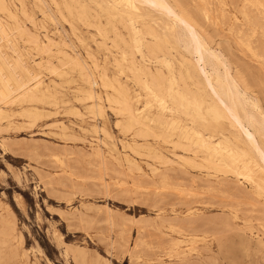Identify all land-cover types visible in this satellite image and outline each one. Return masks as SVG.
Wrapping results in <instances>:
<instances>
[{"label": "rangeland", "instance_id": "374dc122", "mask_svg": "<svg viewBox=\"0 0 264 264\" xmlns=\"http://www.w3.org/2000/svg\"><path fill=\"white\" fill-rule=\"evenodd\" d=\"M2 2L6 71L38 77L53 97L0 105V264H264V170L230 120L212 117L214 101L180 41L182 27L120 0ZM168 2L221 50L260 110L247 109L261 118L264 34L255 11L248 8L245 20V0H227L228 20L214 28L202 14L205 0ZM146 85L168 96L164 117ZM123 98L150 131L130 124L117 103ZM190 127L214 142L224 133L246 154L237 167L217 165L183 138ZM259 141L264 149V134ZM244 164L257 184L240 175Z\"/></svg>", "mask_w": 264, "mask_h": 264}, {"label": "bare ground", "instance_id": "6f19581e", "mask_svg": "<svg viewBox=\"0 0 264 264\" xmlns=\"http://www.w3.org/2000/svg\"><path fill=\"white\" fill-rule=\"evenodd\" d=\"M2 1L3 0H1V2ZM187 1H189V0H187ZM120 2L121 3L123 2L124 6L126 8H128L129 10H135V11H137L139 9V6H141V5L142 6H148L151 9H153L154 11H157V12L161 13L162 15L167 16L176 26L182 27V30L184 31V36L179 37L180 41L182 43H184L185 48L191 53V55L194 59L195 68H196L198 74L200 75V77L203 79V81L205 83V87L208 90L209 96L214 101V104H212L210 106V112L212 114V117L215 120L222 119V118H227L228 120H230L232 127L237 131L239 136L242 137V139L245 140L246 143L251 147L252 151L254 152L256 157L258 158V161L261 165V168L264 170V149L261 145V142L259 141V135L264 134V115H261V118H259L256 113L249 111L247 109V106L250 105L257 110H260V109H258L257 102L254 99L249 98L247 96V92L245 90H243L242 88H240L239 83H238L239 81H237V79L232 75L230 68H229V65L226 61V57L222 52H220L221 50L220 51L215 50L205 40L203 35L200 34L199 31L202 32L203 29L198 31L196 26L192 23V21L189 18L176 13L173 6L168 2V0H120ZM176 2H178V1H176ZM67 5H68V3H67ZM192 5H194L193 2H192ZM194 6H196V2H195ZM2 7L8 12V14L11 17H14V12L12 10H10L8 7H6L4 2H2ZM68 7H70V6H68ZM178 7L181 8L180 5ZM248 8H252L251 10L255 11L252 13V14H254L253 16H254L255 20H258L263 24L262 25V24L258 23V24L262 25L263 30L261 32L264 34V0H245L244 7L242 10V14L244 16V19L245 18L248 19L251 16L249 11L247 10ZM125 11H127V10H125ZM89 14H91V13H89ZM202 14L204 16V19H205L207 25L210 27L215 28V27H218V26L224 24L228 20V2H227V0H205V6H204V8H202ZM81 17H83V16H81ZM92 17H93V15H92ZM78 20H79V18H78ZM94 20H96V19H94ZM80 21H82V20L80 19ZM89 24L90 23H88V25ZM91 24H94V23L91 22ZM101 24H102V22H101ZM99 26H100V23H99ZM125 27H126V25H125ZM220 27H222V26H220ZM101 28H102V25H101ZM96 30H97V28H96ZM203 34H206V33H203ZM227 34H229V33L227 32ZM0 36H1V39H6L8 42L10 41V39L8 38L9 33L7 31V28L1 21H0ZM206 38L208 40L207 36H206ZM46 39H47L48 44H53V41L51 38L46 36ZM240 39L244 43H249V39H243L241 37H240ZM147 40H148V38H147ZM210 41H211V39H210ZM219 41H221V40H219ZM33 42H35L37 47L41 46V41L38 38H35ZM114 43H115V41H114ZM216 45H217V43H216ZM260 45H262V47L264 48V42H263V44L260 43ZM260 45L258 44V46H260ZM115 46H116V44H115ZM46 47H47V45H46ZM130 49H131V47H130ZM229 51H230V48H229ZM260 57H261L262 62L264 64V51L260 54ZM7 61H8V57L5 54H3L2 51H0V105L11 103V102H13V99L14 98L16 99L17 97L27 99L28 101L44 100V99H49V98L53 97V94L51 93L49 86L45 85L42 80L38 79V77H35L31 80H30V78L28 80H24L23 78H20L15 73L7 72L6 71L7 64H8ZM19 61H20L19 56H18V58L14 59L15 63H18ZM247 63H248V65L250 64V62H248V61L246 62V64ZM236 64H238V63H236ZM246 64H245V66H247ZM259 64L260 63H258V65ZM65 65L66 64H64L62 66H65ZM256 65L257 64H255V66ZM252 66H254V65H252ZM249 67H250V65H249ZM257 68H259V67L257 66ZM261 68L263 69L264 67L262 66ZM251 69H252V67H251ZM235 71H237V70H235ZM24 72L29 75L28 71L25 70ZM261 74H263V73H261ZM236 77H238V76L236 75ZM33 80H34V82L32 84H30V81H33ZM239 80H240V78H239ZM117 81H119V80H117ZM242 81H244V80H242ZM197 86H199V84ZM146 89L151 95H153L155 98H157V101L159 102V106L161 108V114L160 115H163V117H164L165 116L164 113H165L166 109L169 108V110H171L170 106L168 104V99H167L168 96L166 95L165 92L155 90L154 88H152L149 85H146ZM128 96H130V95H128ZM200 101H202V100H200ZM117 103L120 104L121 110L126 113L128 121L130 122L131 125H135V126L139 127L140 131H142V132H148L151 130L150 126H148L145 123V121L143 120L144 116L141 115V112H138L137 109H134L133 106L128 102V100L126 98H123L122 100H118ZM181 104L184 108L187 107V104H185V102L183 100L181 101ZM192 104L194 105L195 110L199 114L201 109H202V102L195 101ZM156 107H158V106H156ZM3 111H4L3 108L0 106V115L3 113ZM27 113L30 115V111H28ZM173 122H174V120H173ZM173 122H172V124H174ZM221 134L223 135V138L214 142V141L207 139V137L204 135L203 131L200 128L190 127L189 129H186L183 131V138H185L189 143L196 145L199 148H202V149L206 150L207 152H209V154L212 155V159L213 158L215 159L214 161L217 165H221V166H225V167H233V166L237 167V165L240 162L239 152L242 151L243 154H246V152L238 143H235L233 141V139H231L229 136L225 135L224 133H221ZM222 145H224V147H222ZM231 145H233L234 147L232 148ZM94 151L99 152V148L95 147ZM240 169H241L240 175L243 178L251 180L253 183L257 184V180H256L257 175H256L255 171L249 165L244 164V165L240 166ZM239 188H240V186H239ZM234 189H235V187H234ZM229 190H230V188H229ZM243 192H245V190ZM247 193H249V192H247ZM246 196H248V195H246ZM240 197H238V198H240ZM252 197L253 196H251L250 198H252ZM95 211L97 212V210H95ZM1 232H2V230H1ZM11 235H13V234H11ZM3 240H4V238H3ZM159 241H161V240H159Z\"/></svg>", "mask_w": 264, "mask_h": 264}]
</instances>
